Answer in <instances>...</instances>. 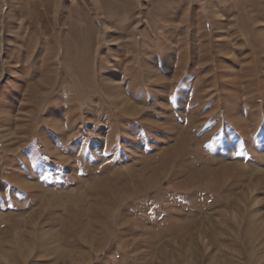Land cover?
Instances as JSON below:
<instances>
[{
    "label": "rangeland",
    "instance_id": "obj_1",
    "mask_svg": "<svg viewBox=\"0 0 264 264\" xmlns=\"http://www.w3.org/2000/svg\"><path fill=\"white\" fill-rule=\"evenodd\" d=\"M0 264H264V0H0Z\"/></svg>",
    "mask_w": 264,
    "mask_h": 264
},
{
    "label": "bare ground",
    "instance_id": "obj_2",
    "mask_svg": "<svg viewBox=\"0 0 264 264\" xmlns=\"http://www.w3.org/2000/svg\"><path fill=\"white\" fill-rule=\"evenodd\" d=\"M121 101H119V103H120Z\"/></svg>",
    "mask_w": 264,
    "mask_h": 264
}]
</instances>
